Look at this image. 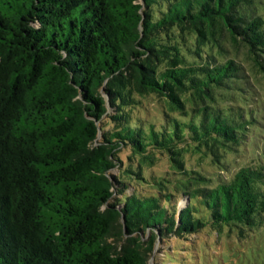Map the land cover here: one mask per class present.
<instances>
[{"label": "trees", "instance_id": "16d2710c", "mask_svg": "<svg viewBox=\"0 0 264 264\" xmlns=\"http://www.w3.org/2000/svg\"><path fill=\"white\" fill-rule=\"evenodd\" d=\"M260 1L0 0V264H220L264 236V165H197L246 145L223 41L264 72Z\"/></svg>", "mask_w": 264, "mask_h": 264}, {"label": "rangeland", "instance_id": "374dc122", "mask_svg": "<svg viewBox=\"0 0 264 264\" xmlns=\"http://www.w3.org/2000/svg\"><path fill=\"white\" fill-rule=\"evenodd\" d=\"M260 2L255 14L264 18V1ZM223 45L228 57L235 58L243 69L239 79V95L234 93V96H231V101H226V103L242 111L250 112L254 121L249 125V136L245 147L228 157L229 159L225 160L223 167H210L206 161L198 162L197 165L199 164L204 170L209 171L211 175L227 180L241 167L264 165V72L254 65L246 47L233 45L229 38L223 41ZM262 59L264 64V54ZM204 238L210 242L214 241L206 236ZM225 238L224 235L217 241L220 242ZM211 244L210 252L216 254L215 244ZM178 245L179 249H184L180 244ZM223 247L221 245L218 247L220 264H264V236L259 235L249 244L242 245L237 242V244H227ZM156 257L160 259V262H163V253H157ZM172 261L173 264H178L177 261Z\"/></svg>", "mask_w": 264, "mask_h": 264}, {"label": "water", "instance_id": "95a60500", "mask_svg": "<svg viewBox=\"0 0 264 264\" xmlns=\"http://www.w3.org/2000/svg\"><path fill=\"white\" fill-rule=\"evenodd\" d=\"M158 248H156V250H157Z\"/></svg>", "mask_w": 264, "mask_h": 264}]
</instances>
